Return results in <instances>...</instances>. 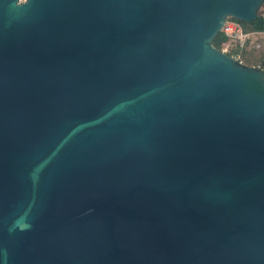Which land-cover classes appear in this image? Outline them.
Instances as JSON below:
<instances>
[{"label": "water", "instance_id": "95a60500", "mask_svg": "<svg viewBox=\"0 0 264 264\" xmlns=\"http://www.w3.org/2000/svg\"><path fill=\"white\" fill-rule=\"evenodd\" d=\"M263 2L0 0V264H264Z\"/></svg>", "mask_w": 264, "mask_h": 264}, {"label": "rangeland", "instance_id": "374dc122", "mask_svg": "<svg viewBox=\"0 0 264 264\" xmlns=\"http://www.w3.org/2000/svg\"><path fill=\"white\" fill-rule=\"evenodd\" d=\"M257 12L264 19V2L260 5ZM236 44L232 38L226 37L221 48L224 47L229 52L234 49V46H238ZM232 56L240 60L241 64L247 66L255 67L258 62L264 63V30L245 33L242 45L237 47L236 54L234 53Z\"/></svg>", "mask_w": 264, "mask_h": 264}, {"label": "trees", "instance_id": "16d2710c", "mask_svg": "<svg viewBox=\"0 0 264 264\" xmlns=\"http://www.w3.org/2000/svg\"><path fill=\"white\" fill-rule=\"evenodd\" d=\"M256 17H257V19H262V22L260 24L257 23L256 20L254 22H252V23H245V22H241V21L235 20L233 18H227L226 21H230V22L234 23L235 25H237L241 29V31L243 33H248V32H252V31H263L264 30V19L261 16L258 15V12H256ZM225 40H226V37L221 32H219L214 37V39L212 40L211 44H212V46L215 49L220 50L221 46H222V43ZM237 47L238 46H234V49L233 50L231 49L229 52L226 53V55L232 56L234 53L236 54ZM255 67L263 68L264 67V63L258 62L255 65Z\"/></svg>", "mask_w": 264, "mask_h": 264}, {"label": "built area", "instance_id": "2783aa9c", "mask_svg": "<svg viewBox=\"0 0 264 264\" xmlns=\"http://www.w3.org/2000/svg\"><path fill=\"white\" fill-rule=\"evenodd\" d=\"M25 0H19V2H23ZM220 32L225 36V37H229L232 38L233 41H235L238 46L240 47L242 45V41L245 37V33H243L241 31V29L235 25L232 22L229 21H225L220 29ZM220 52L226 54L227 50L226 48L222 47L220 50ZM231 58H233L235 61H237L238 63H241L240 60H238L236 57L234 56H230Z\"/></svg>", "mask_w": 264, "mask_h": 264}]
</instances>
